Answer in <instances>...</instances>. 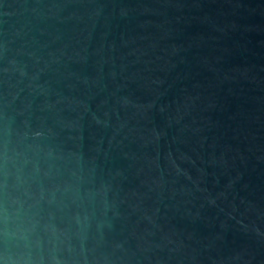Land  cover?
<instances>
[{
    "label": "water",
    "instance_id": "obj_1",
    "mask_svg": "<svg viewBox=\"0 0 264 264\" xmlns=\"http://www.w3.org/2000/svg\"><path fill=\"white\" fill-rule=\"evenodd\" d=\"M0 264H264V0H0Z\"/></svg>",
    "mask_w": 264,
    "mask_h": 264
}]
</instances>
